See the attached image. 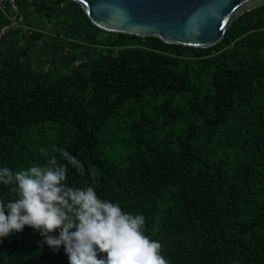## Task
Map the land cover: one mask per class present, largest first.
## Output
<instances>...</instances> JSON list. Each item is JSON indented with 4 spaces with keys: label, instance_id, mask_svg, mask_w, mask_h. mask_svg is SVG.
Instances as JSON below:
<instances>
[{
    "label": "trees",
    "instance_id": "obj_1",
    "mask_svg": "<svg viewBox=\"0 0 264 264\" xmlns=\"http://www.w3.org/2000/svg\"><path fill=\"white\" fill-rule=\"evenodd\" d=\"M14 3L0 0V168L65 163L63 148L85 168L67 183L143 214L169 264H264V4L202 48L104 31L66 0ZM121 111L125 137L107 129ZM43 239L2 238L0 264H69Z\"/></svg>",
    "mask_w": 264,
    "mask_h": 264
},
{
    "label": "clouds",
    "instance_id": "obj_2",
    "mask_svg": "<svg viewBox=\"0 0 264 264\" xmlns=\"http://www.w3.org/2000/svg\"><path fill=\"white\" fill-rule=\"evenodd\" d=\"M53 152L65 163L52 155L43 165L0 168V184L15 195L0 199V242L28 226L44 238L42 247L63 246L69 264H169L161 244L145 234L143 214L125 212L92 186H70L68 166L84 175L83 163L63 148Z\"/></svg>",
    "mask_w": 264,
    "mask_h": 264
},
{
    "label": "water",
    "instance_id": "obj_3",
    "mask_svg": "<svg viewBox=\"0 0 264 264\" xmlns=\"http://www.w3.org/2000/svg\"><path fill=\"white\" fill-rule=\"evenodd\" d=\"M107 32L151 36L166 43L209 47L241 13L264 0H66ZM15 8L14 0H10ZM1 34V30H0Z\"/></svg>",
    "mask_w": 264,
    "mask_h": 264
},
{
    "label": "rangeland",
    "instance_id": "obj_4",
    "mask_svg": "<svg viewBox=\"0 0 264 264\" xmlns=\"http://www.w3.org/2000/svg\"><path fill=\"white\" fill-rule=\"evenodd\" d=\"M178 99L180 100L181 98ZM126 121L128 120H126L125 117L122 116V111H121L118 115L112 117L111 122L108 125L107 129L110 130V129L119 128V130L116 132L118 137H125L126 134L123 128L126 125ZM104 148L108 149V145H105Z\"/></svg>",
    "mask_w": 264,
    "mask_h": 264
}]
</instances>
